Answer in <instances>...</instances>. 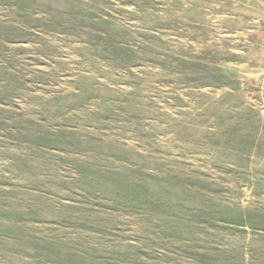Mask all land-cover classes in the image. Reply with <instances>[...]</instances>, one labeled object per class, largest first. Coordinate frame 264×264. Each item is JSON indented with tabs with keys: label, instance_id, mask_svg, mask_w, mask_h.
Instances as JSON below:
<instances>
[{
	"label": "rangeland",
	"instance_id": "rangeland-1",
	"mask_svg": "<svg viewBox=\"0 0 264 264\" xmlns=\"http://www.w3.org/2000/svg\"><path fill=\"white\" fill-rule=\"evenodd\" d=\"M0 264H264V0H0Z\"/></svg>",
	"mask_w": 264,
	"mask_h": 264
}]
</instances>
